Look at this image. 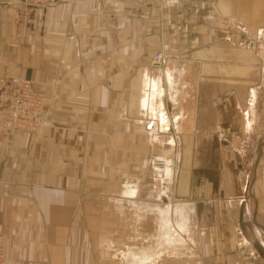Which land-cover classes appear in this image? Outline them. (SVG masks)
Wrapping results in <instances>:
<instances>
[{"label": "crops", "instance_id": "crops-1", "mask_svg": "<svg viewBox=\"0 0 264 264\" xmlns=\"http://www.w3.org/2000/svg\"><path fill=\"white\" fill-rule=\"evenodd\" d=\"M193 1L201 2L199 12L178 20L175 51L183 64L175 66L178 94L171 98L184 106L191 93L189 112L162 115L171 71L133 64L150 52L133 47L134 40L144 46V16L119 15L117 0H49L21 42L14 22L20 0H0V78L33 80L49 111L38 132L0 128V230L9 264H155L161 236L172 247L195 244L196 218L208 215L216 238L201 247L214 250L211 264H264V238L248 221L264 200V163L251 161L246 168L255 174L246 178L234 150L240 141L214 138L221 121V135L252 138L247 148L264 151L256 142L264 131V0ZM249 32L260 40L256 50L246 45ZM146 85L154 97L143 95ZM180 134L189 152L170 159L164 175L145 173L149 153ZM134 222L154 246L104 256L101 238L128 239ZM247 227L259 242L244 239Z\"/></svg>", "mask_w": 264, "mask_h": 264}, {"label": "rangeland", "instance_id": "rangeland-1", "mask_svg": "<svg viewBox=\"0 0 264 264\" xmlns=\"http://www.w3.org/2000/svg\"><path fill=\"white\" fill-rule=\"evenodd\" d=\"M205 3V2H203ZM199 4H201L200 1L196 2L193 0H117V12L119 13V15H128L129 17H133V18H141L142 16L145 17V29H146V36L145 39H143V44L142 45L141 42H137V40H134L133 43V47L134 50L137 51V49H139L141 46L145 47L146 50L150 51L149 52V56L147 57H142L140 59H135L138 61L137 62H133V64L137 65L135 67V69H138L139 67H141L142 65L146 64L152 68H161V69H167L170 70L172 73L171 79L170 81L173 80V82L170 84H168L169 88L167 87V94L165 95L164 93L161 95L162 98H164V100H167V97L169 98L166 102V104H164V106L162 105V109H161V114H169V113H175L177 112L176 107H178V110H182L185 109L187 112H189V93H186V97L187 99L185 100V105L184 106H180V105H174V102L171 98H173L176 94H178L177 92V87H178V79H177V74L174 73V71L176 70L175 66L177 64V66H181L180 64H183V61L181 60L180 62L178 61L181 57L180 52L175 51L177 49V47L179 46L180 40L177 37V35L179 34V30L177 27L178 26V20L180 18H188L191 15L199 12L198 6ZM107 9L108 6H107ZM114 11H112V14L109 10H107V15L111 14V17L114 18L117 22V19L119 20L120 16H115ZM220 17V20H224L225 18L223 16H221V14H218ZM117 17V19H116ZM35 26V25H34ZM114 27H116V29L118 30L117 32H120V24L113 25ZM34 29V27H33ZM33 31V30H32ZM31 31V32H32ZM248 36H250V39L247 41V47L250 50H256L257 46H255L257 43H259L260 40L256 39V37L254 36V32H249ZM21 42H25L21 41ZM93 44V40H88L85 42V48H90L92 47ZM254 46L256 47L254 49ZM158 53H162L163 58L161 60V64H155L154 60L155 57L158 56ZM256 59V58H255ZM254 59V60H255ZM177 60V61H176ZM180 63V64H179ZM134 65V66H135ZM166 70V71H167ZM11 74H6L2 77L5 76H9ZM1 77V78H2ZM167 80V79H166ZM177 82V83H176ZM187 83H189V81L187 80ZM152 85V84H151ZM150 85V87L147 85L144 86V94H148L151 97H154L155 95V89L152 88V86ZM162 86H165L163 84V82L161 83ZM167 85V82H166ZM189 85V84H188ZM154 86V85H153ZM147 87V88H146ZM175 87V88H174ZM185 90V89H182ZM154 91V92H153ZM187 92H191L189 89H186ZM185 91V92H186ZM223 90H217V93H221ZM264 91V90H263ZM261 92V90H260ZM195 92H193L194 94ZM157 95V92H156ZM219 95H227V93L225 92L224 94H219ZM165 96V97H163ZM44 120H43V125L41 126V128H43V126L46 124L47 119H48V115H49V111L45 108L44 110ZM161 115V116H162ZM186 121L183 123L186 126ZM166 123L165 121L161 120V129H165L166 126H164ZM231 125V123H229ZM232 126V125H231ZM168 127V126H167ZM234 127V126H233ZM0 128H4L0 125ZM224 126H223V122L219 121L218 124L215 126V129L217 131V136L214 137L216 140H218V142H220V144H231L230 141L232 140H237L240 141L239 144H235L234 146V150L235 152H239L238 150H240V159L241 162L243 163V166H245L244 170H240L243 171V173L245 174V176H247L246 178H251L254 177L253 170L250 168H246L249 167L248 164L253 160L257 163L259 162V160H261V162L264 163V151L261 152L260 150V146H258L259 148H255V151L251 152L247 147L251 146V145H247L246 142L250 144V142H252V138H248V137H230L227 134L221 135V130H223ZM12 130V129H11ZM180 137L176 138L174 137V142L173 141H169L168 139L162 143V147H161V153H154V152H150L149 156H148V161H149V165L148 167L144 170L145 173H149V174H157L159 172H161L162 175L165 174V172L167 171V169L169 168V161L170 159H176L178 158L181 159L182 155L184 153H188L190 150V147L188 144V137H185L184 135L182 136L181 134L179 135ZM196 139V137L193 138V140ZM198 139V138H197ZM178 141V143H177ZM259 141H262L261 146L264 150V131H262L261 133V137H259V139L257 138V141L259 143ZM257 143V144H258ZM176 144V145H175ZM253 144V143H252ZM256 144V146H257ZM232 145V144H231ZM246 145V146H245ZM245 146V147H244ZM194 150V148L192 149ZM194 154L196 155V152L194 150ZM198 155V154H197ZM159 158L161 160H165L167 162V167L166 168H161L158 169L156 167H154V163H155V159ZM246 164V165H245ZM198 163H196V167H195V171L197 168ZM195 171H193L195 173ZM199 171V170H198ZM256 171V169H255ZM197 173V172H196ZM199 173V172H198ZM144 174V172H143ZM199 175H202L201 173ZM197 175V176H199ZM202 179L204 180V175L202 177ZM245 179V177H244ZM203 180L200 179L201 182L198 183V185L196 186V188H198V193L201 194L204 190V184H203ZM262 186L264 187V169H263V176H262ZM263 192V196H264V188L262 190ZM200 197V196H199ZM199 206L198 209L200 207V203L201 200H198ZM208 203V202H207ZM209 204V203H208ZM236 203V207H237ZM210 206V205H208ZM237 209V208H236ZM255 209L258 213L256 218H251L248 219V221H252L253 223H256V228H258L257 230L260 231V238L263 241L264 238V200L260 201L259 203L255 204ZM263 214V215H262ZM211 215V214H210ZM255 219V220H254ZM196 227L195 233H192V237L195 239V244H187V242L185 241H179L177 242V245L175 247H172L171 245H173V243H169L168 240V236L165 237V239L163 238V236H161V252L159 255L157 256H152L151 259L155 264H211L213 263L212 259L214 257L213 253L214 250L212 248H210L209 250L202 248V244H201V240L202 239H209V240H214L215 234H214V230L216 229V220H214L213 218H211L209 215L207 217H197L196 218ZM247 221V224H249ZM136 222H134V225L132 227H134L132 230L133 234H126L127 238H124V236H122V234H113L114 237H119L118 240L111 242L112 238H109V236H106V238H101L102 240L105 239L104 241L107 242H103V255L108 256L109 255H113L116 257H120L122 258L124 256V254L129 250L130 247L134 246V247H138V246H142V245H148V246H154V243L152 240H148V239H143L141 234H140V229H138ZM249 227L246 228L245 232H244V236L246 238H244L245 240H250V241H255V242H259V232L258 233H254L253 231H250L248 229ZM138 229V230H137ZM1 231V230H0ZM138 231V232H137ZM169 233L171 232L170 230H168ZM4 233V231H2ZM257 232V231H256ZM5 234V233H4ZM257 236H256V235ZM152 235V234H151ZM133 238V239H132ZM243 239V240H244ZM109 241V242H108ZM136 252H138V250H135ZM150 253H153L154 250L151 248ZM256 255L258 254V252H260V249H256L255 251ZM259 255V254H258ZM264 255V252H263ZM108 263V262H107Z\"/></svg>", "mask_w": 264, "mask_h": 264}, {"label": "built area", "instance_id": "built-area-1", "mask_svg": "<svg viewBox=\"0 0 264 264\" xmlns=\"http://www.w3.org/2000/svg\"><path fill=\"white\" fill-rule=\"evenodd\" d=\"M49 0H20L14 11L15 35L24 41L36 23L37 15ZM154 63L161 64L162 53ZM47 96L38 90L33 80L21 75L0 78V125L12 130L38 132L43 125ZM154 167H167V162L155 159ZM0 264H9L6 252V236L0 231Z\"/></svg>", "mask_w": 264, "mask_h": 264}]
</instances>
